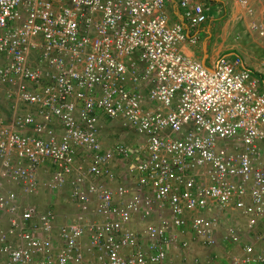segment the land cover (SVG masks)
Instances as JSON below:
<instances>
[{
  "label": "built area",
  "instance_id": "2783aa9c",
  "mask_svg": "<svg viewBox=\"0 0 264 264\" xmlns=\"http://www.w3.org/2000/svg\"><path fill=\"white\" fill-rule=\"evenodd\" d=\"M178 3L173 22L169 0H0V264H209L185 251L216 246L230 210L253 240L229 227L226 264H264V81L238 54L186 55L213 4ZM101 115L145 137L141 159L105 147ZM118 159L135 182L97 181ZM46 165L78 206L66 224L27 202Z\"/></svg>",
  "mask_w": 264,
  "mask_h": 264
},
{
  "label": "crops",
  "instance_id": "0c3cea01",
  "mask_svg": "<svg viewBox=\"0 0 264 264\" xmlns=\"http://www.w3.org/2000/svg\"><path fill=\"white\" fill-rule=\"evenodd\" d=\"M200 1L203 3L213 4L212 10L209 13L208 21L201 27L202 28L201 29L202 39L199 41L198 44L186 43L185 45L182 46L181 49L186 55H189L193 58L200 59L204 61L207 65H212V63L216 60V58L219 55L223 53L224 54H234L230 51L229 52L225 51V50H228V48H226V40H227L226 36L227 35L225 34L226 33V30L224 29L225 26L221 28L223 31L221 30L220 32L219 31L220 28H218L219 24H217V22L221 20L220 18L224 16L226 17V8L227 7L234 8V3H240L241 5H238L236 7V12L233 11L232 9V12L229 13L231 17L230 19L236 18V21H237L238 17H240L241 20L243 19V17H247V16H241L239 14V11L243 12L242 15H245V13L247 14V5L245 3H250V0H200ZM253 3H256V2H253ZM168 10L171 16V20L173 22H177L181 20L182 11L179 7L178 0H169ZM223 10H225V12H223ZM220 38L222 39V41L217 42L218 40H220ZM258 74H261V73H258ZM108 121L110 120L107 119L105 116L101 115L99 119V131H100V137L105 147H111L112 145H115L116 142H118L116 141V139H117L119 131L114 130V129H109L110 126L107 123ZM117 123L123 127L122 123H120L119 121H116V124ZM123 135L124 134H122L121 136ZM143 144L144 143H141V145L139 146H130V148L134 151V154H136V156L139 158H140L139 149L140 147L143 146ZM126 162L127 161L123 159H118L117 161L113 162L112 171L115 174L113 180L111 179L109 180V178L106 177L102 179L101 178L97 179V181H101V180L104 181L105 179V182H107L109 185L113 187H115L118 184L126 183L127 185H130L133 181L135 182L134 176H136V174L132 173L131 171H125L122 169L123 164ZM51 172L52 171L48 165L40 169L38 177L41 182V187L38 193L31 194L27 197V202L30 204L36 205L37 207H39L40 210L51 209L55 211L57 213V219H58L57 222L61 224H66L70 222L76 216L78 212V206L76 205V203L72 200L70 196V193H71L70 186H66L63 191H51L50 189L44 187L45 183L43 182H46L47 180L50 179ZM232 211H235V210H230L229 213L226 212L224 213V215H221L222 216L221 222L216 232L218 236V241L220 242L221 241L220 239L223 240V236L227 233L228 228L231 226L239 227L238 229L245 231L246 234L244 235V237L246 240H253L252 235L247 231L248 219L241 212L235 211V213H233ZM187 216L189 218L193 217L191 213H188ZM136 218L138 219H136V222H134L133 225L139 226V227L144 226V222L139 219L140 217L137 216ZM258 228L261 231H264V221H261L258 224ZM263 246H264V241L260 242L256 247H258L259 249V248H262ZM237 247L238 249L236 251L239 250V246ZM192 248L185 251L188 257H190L191 259L195 257V254L191 252V250H193ZM208 248L212 249V247H208ZM173 251L179 252V253H175V258H176L175 263H177L180 258L179 255H181L180 249L178 250L177 248L173 247L170 249L169 252L173 253ZM215 251H217V249L213 251L214 254H216ZM220 261L221 260L218 259L217 261H214V262L221 264Z\"/></svg>",
  "mask_w": 264,
  "mask_h": 264
},
{
  "label": "rangeland",
  "instance_id": "374dc122",
  "mask_svg": "<svg viewBox=\"0 0 264 264\" xmlns=\"http://www.w3.org/2000/svg\"><path fill=\"white\" fill-rule=\"evenodd\" d=\"M246 4L248 5L247 14L245 13V15H242L243 12L241 11H239V14L247 17H243L242 20L238 17L237 21L236 18L230 19L231 17L229 13L232 12V9L236 12V7L241 5L240 3H234V8H226V17L224 16L225 18H220L221 20L217 22V24H219L218 28H220L219 31L221 32V28L225 26V34L227 35L226 48H228V50L225 51L238 54L255 73H261L264 75V67L262 64L264 61V3H259L257 0H250V3ZM223 12H225V10H223ZM221 41L222 39L220 38L217 42ZM0 108L4 117L10 115V103L4 101V103L0 105ZM107 123L110 126L109 129L117 130L120 133V135L118 133L116 139L118 142L116 143H126L128 146H139L141 143L145 142V137L138 134L133 129L124 126L122 127L120 124H116V121H108ZM122 134L124 135L121 136ZM233 142L234 141H228L227 143L231 145ZM122 169L129 171L128 162L123 164ZM232 212L235 213V211ZM245 234L244 231L241 232V235H243V241L246 240L244 237ZM186 238H191V234L187 233ZM220 240L221 241L216 246L212 247V249L200 243H192L191 246L193 248H190L193 250H191V252H193L195 256L202 257L206 259L209 264H212L215 260V254L213 251L217 249L215 253L218 255V259L221 260V264H226L230 255L238 249L237 246L239 245L232 242H225L222 239Z\"/></svg>",
  "mask_w": 264,
  "mask_h": 264
},
{
  "label": "trees",
  "instance_id": "16d2710c",
  "mask_svg": "<svg viewBox=\"0 0 264 264\" xmlns=\"http://www.w3.org/2000/svg\"><path fill=\"white\" fill-rule=\"evenodd\" d=\"M255 74H257L259 77H261L260 79L262 80V81H264V75H261V74H258V73H255ZM192 239V238H191Z\"/></svg>",
  "mask_w": 264,
  "mask_h": 264
},
{
  "label": "clouds",
  "instance_id": "9594fccd",
  "mask_svg": "<svg viewBox=\"0 0 264 264\" xmlns=\"http://www.w3.org/2000/svg\"><path fill=\"white\" fill-rule=\"evenodd\" d=\"M225 241V240H224Z\"/></svg>",
  "mask_w": 264,
  "mask_h": 264
}]
</instances>
